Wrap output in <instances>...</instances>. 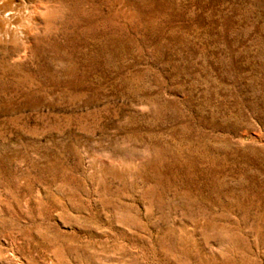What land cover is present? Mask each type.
<instances>
[{
    "label": "rangeland",
    "instance_id": "obj_1",
    "mask_svg": "<svg viewBox=\"0 0 264 264\" xmlns=\"http://www.w3.org/2000/svg\"><path fill=\"white\" fill-rule=\"evenodd\" d=\"M0 264H264V0H0Z\"/></svg>",
    "mask_w": 264,
    "mask_h": 264
}]
</instances>
